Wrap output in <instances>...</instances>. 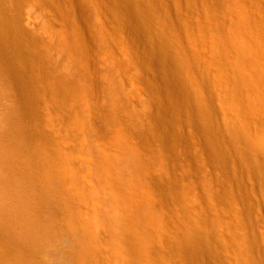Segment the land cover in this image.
Segmentation results:
<instances>
[{
	"label": "bare ground",
	"instance_id": "obj_1",
	"mask_svg": "<svg viewBox=\"0 0 264 264\" xmlns=\"http://www.w3.org/2000/svg\"><path fill=\"white\" fill-rule=\"evenodd\" d=\"M263 3L0 0V264L263 255Z\"/></svg>",
	"mask_w": 264,
	"mask_h": 264
},
{
	"label": "rangeland",
	"instance_id": "obj_2",
	"mask_svg": "<svg viewBox=\"0 0 264 264\" xmlns=\"http://www.w3.org/2000/svg\"><path fill=\"white\" fill-rule=\"evenodd\" d=\"M262 2H264V0H262ZM264 4V3H263ZM253 160H254V162H256V161H260V162H264V159H258L257 157H256V155H253ZM263 253V255H261L262 253ZM258 250V253H261L260 255L261 256H259V255H254L253 253V255H250V256H242L241 257V261H240V263L239 264H258V260H259V258H262V256H263V258H264V248L263 249H261V250ZM256 254V253H255ZM255 256H257L258 257V260H256L257 259V257H255ZM262 260V259H261ZM231 264V263H230Z\"/></svg>",
	"mask_w": 264,
	"mask_h": 264
}]
</instances>
